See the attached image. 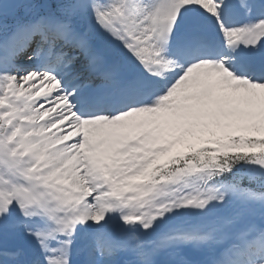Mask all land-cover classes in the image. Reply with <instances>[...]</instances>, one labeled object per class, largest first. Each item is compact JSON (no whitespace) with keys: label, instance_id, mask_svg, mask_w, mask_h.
Here are the masks:
<instances>
[{"label":"snow or ice","instance_id":"snow-or-ice-1","mask_svg":"<svg viewBox=\"0 0 264 264\" xmlns=\"http://www.w3.org/2000/svg\"><path fill=\"white\" fill-rule=\"evenodd\" d=\"M0 264H264V0H0Z\"/></svg>","mask_w":264,"mask_h":264}]
</instances>
